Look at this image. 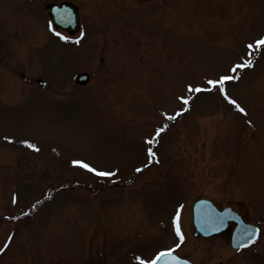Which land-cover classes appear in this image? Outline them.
I'll list each match as a JSON object with an SVG mask.
<instances>
[{"label": "rangeland", "instance_id": "1", "mask_svg": "<svg viewBox=\"0 0 264 264\" xmlns=\"http://www.w3.org/2000/svg\"><path fill=\"white\" fill-rule=\"evenodd\" d=\"M47 1L0 0V264H139L177 246V209L196 263L264 264V0H78L102 25L77 44L45 26ZM79 71L102 76L81 87ZM223 75L245 112L207 84ZM197 196L239 210L257 241L190 238Z\"/></svg>", "mask_w": 264, "mask_h": 264}, {"label": "water", "instance_id": "2", "mask_svg": "<svg viewBox=\"0 0 264 264\" xmlns=\"http://www.w3.org/2000/svg\"><path fill=\"white\" fill-rule=\"evenodd\" d=\"M59 9L55 7L52 8V18L57 22L58 19L55 16ZM192 214H193V223L195 226V230L202 233L203 235H209L213 232H217L222 229L225 223L228 220H233L236 222V226L233 230V234L231 237V245L233 247H239L249 244L248 239L251 235H255L257 232V228L253 224L244 223L240 216L232 211L229 207H224L221 210H217L212 202L205 198L196 199L192 205ZM246 230L248 231V235L246 236ZM171 261L172 263H167ZM159 264H185L183 261H172L167 257H164L160 260Z\"/></svg>", "mask_w": 264, "mask_h": 264}, {"label": "snow or ice", "instance_id": "3", "mask_svg": "<svg viewBox=\"0 0 264 264\" xmlns=\"http://www.w3.org/2000/svg\"><path fill=\"white\" fill-rule=\"evenodd\" d=\"M56 35L59 36L60 33H56ZM61 38L62 39H66V40L67 39H71V37H66V36H63ZM254 44H255L256 47H260L261 45H264V36H261L259 39L255 40ZM248 48L249 49L253 48V44L250 43L248 45ZM245 64H247V66H251V61H246L245 63H242V64L238 65V67H244ZM234 78H235L234 76L223 75V76H220L219 79H209L207 81V84L209 86H219V90H220L221 94L224 95L225 99L229 100V102L233 106H235L239 112L243 113V112H245V109L243 107H241V105L238 104L236 100H234L231 97H229L226 94V91H225V89L223 87L224 81L231 80V79H234ZM187 88H188L189 91H193L194 90L196 92L210 90V88L209 89H202L200 87V85H196L195 88H193L192 85H188ZM179 99L184 101V103L186 104L189 98L185 97V96H181V97H179ZM169 119H171L170 116H169ZM156 131L160 132L161 129H157ZM146 139L148 140V143H152V140L150 138H146ZM22 143H24V144H26V145H28L29 147H32V148L36 147L34 144H30L29 141H27V140L22 141ZM147 151L149 153V159L150 160L155 157V153L152 151L151 148H148ZM72 163L74 165H79V166L87 169L90 172L97 173L100 176H111L112 175L111 172L98 171L97 168L92 167L90 164H88V163H86V162H84L82 160H73ZM136 171H140V169L138 168V169H136ZM178 212H179V210L177 209V216L173 217V222L176 225V227H175L176 235L178 237H180L181 239H183V237L181 235L180 227H179V224H178ZM248 231H251V230H246V233H245L246 236L248 235ZM254 239H255V235L253 234V235H251L249 237L248 242L250 243ZM5 243H7V242H5ZM173 247H175V245ZM3 250H4V248L0 247V251H3ZM172 252H173L172 248H165L163 250L157 251L155 253V255H153L150 259H141V257H139V256H137L136 259L140 261V264H159L160 260L162 258H164V257H167L169 260H172V261H178L179 257H177L175 255H172ZM185 264H187V262H185Z\"/></svg>", "mask_w": 264, "mask_h": 264}, {"label": "flooded vegetation", "instance_id": "4", "mask_svg": "<svg viewBox=\"0 0 264 264\" xmlns=\"http://www.w3.org/2000/svg\"><path fill=\"white\" fill-rule=\"evenodd\" d=\"M64 1H67L69 3H73L74 5H76V2H77V0H75V1H73V0H49V1L45 2V3H42V5H44V9L47 11V8H46L47 4H49L51 2L61 3V2H64ZM75 9H77V6H76ZM77 13H78V19H79V22L77 24L73 25V23H66V24H64L63 27H55L56 29L64 31L66 33V37H71V39H67V41H69V42L79 40L80 37L77 36V35L79 34V32L84 34L83 32H85V28L86 27H90L92 29H98V27H100L102 25V24H98V22L95 20V18H93L91 20H85L84 17L81 16V14L79 13L78 9H77ZM75 36H76V38H73ZM82 39L83 38H81L80 41ZM75 76H76V73L73 75L74 81H76V83L79 82V84L81 86H84V85H86V84H88L90 82L89 77H88V79L85 82H80L79 79H77V78L75 79ZM233 226H234L233 223H228L226 229L224 231L218 233L216 237H221L224 242L228 243L230 235H231V229L233 228ZM232 250L237 251L239 249H232ZM179 253L182 254L184 257L190 258L189 255H187V253H185L183 251L179 250ZM87 254H89V253H87ZM97 255L101 256L102 253L97 254ZM90 258H92V257H90ZM88 259L89 258L86 257V260H88ZM190 259L192 260V258H190ZM99 261L100 260L95 258V262L94 263L95 264H99L100 263Z\"/></svg>", "mask_w": 264, "mask_h": 264}, {"label": "bare ground", "instance_id": "5", "mask_svg": "<svg viewBox=\"0 0 264 264\" xmlns=\"http://www.w3.org/2000/svg\"><path fill=\"white\" fill-rule=\"evenodd\" d=\"M193 201H194V199H191L190 204H191V202H193ZM190 213H191V212H190ZM190 218H191V215H190ZM190 218H189V219H190Z\"/></svg>", "mask_w": 264, "mask_h": 264}]
</instances>
